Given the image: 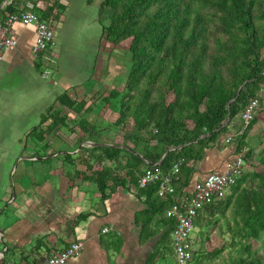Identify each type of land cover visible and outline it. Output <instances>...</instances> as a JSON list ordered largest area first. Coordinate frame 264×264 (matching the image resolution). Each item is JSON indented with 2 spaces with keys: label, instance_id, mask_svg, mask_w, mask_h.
Listing matches in <instances>:
<instances>
[{
  "label": "crops",
  "instance_id": "0c3cea01",
  "mask_svg": "<svg viewBox=\"0 0 264 264\" xmlns=\"http://www.w3.org/2000/svg\"><path fill=\"white\" fill-rule=\"evenodd\" d=\"M100 2H64L66 10L58 27L59 23L63 26L72 10L78 11L80 17L68 26V33L63 29L57 35L55 30L56 47L40 58L32 54L35 26L21 23L13 26L17 46L6 52L0 62V113L11 110L14 122L22 127L21 138L17 140L21 157L17 177L9 175L10 169L7 179L0 177V264H43L52 254L76 241H82L84 249L66 264H176L172 245L175 221L166 214L170 201L152 189L146 193L130 184L107 191L108 196L103 199L96 183L83 181L75 174L78 167L71 161L64 162L65 152L76 158L81 149L114 146L92 140H116L117 130L112 123L118 114L112 107L102 114V100L113 89H124L129 64L119 65L116 47L101 42L102 29L97 21ZM35 3L45 7L43 0H4L0 20L10 14V6L18 13L33 11ZM93 12L96 13L92 24H88V16ZM79 38L83 43H78ZM54 76L58 78L53 79ZM64 93L83 104L76 108L59 105L58 98ZM51 108L67 117V123L47 136L41 161L36 153L44 149L45 143L38 145L27 140V135L40 125L42 116ZM83 119L97 127L98 132L94 133L97 138L92 139L89 135L92 132L85 134L78 128ZM242 127L239 116L228 123L226 133L196 163V172L184 194L192 192L195 183L209 173L225 170L226 163L236 157L238 145H227L223 140ZM263 130L264 122L258 120L246 132L245 148L254 152L251 159L246 158V171L257 165L258 154L264 149L258 142ZM6 145L0 140V150ZM107 165L116 166L111 162ZM119 173L125 175V171ZM10 199L13 201L8 203ZM217 211L206 207L197 215L195 235L191 236L193 259L189 264H230L236 258L242 239L234 235V229L239 226L234 223L231 209L224 214Z\"/></svg>",
  "mask_w": 264,
  "mask_h": 264
},
{
  "label": "trees",
  "instance_id": "16d2710c",
  "mask_svg": "<svg viewBox=\"0 0 264 264\" xmlns=\"http://www.w3.org/2000/svg\"><path fill=\"white\" fill-rule=\"evenodd\" d=\"M43 1L45 7L35 3L32 10L55 29L68 0ZM100 1L101 42L114 47L127 42L131 59L124 89H113L102 100V114L110 107L118 114L112 123L116 140H92L114 146L81 149L76 158L65 152L64 162L75 164V174L96 183L106 199V192L119 185L138 187L143 167L166 173L183 159L175 187L178 194H184L196 163L254 98L260 100V109L248 129L258 120L264 122V0ZM8 11L16 12L13 6ZM58 104L76 108L83 103L64 93ZM54 111L46 112L27 135V140L38 145L45 143L36 153L41 161L47 136L67 123V117ZM77 126L97 138V127L85 119ZM246 132L238 137V153L246 147ZM258 140L262 147L264 130ZM253 153L248 149L246 158L251 159ZM257 164L231 187V194L209 206L221 214L231 209L239 226L234 235L242 240L230 264H264V252L254 248V242L264 243V149ZM139 189L157 194L158 185ZM165 200L172 205V197Z\"/></svg>",
  "mask_w": 264,
  "mask_h": 264
},
{
  "label": "built area",
  "instance_id": "2783aa9c",
  "mask_svg": "<svg viewBox=\"0 0 264 264\" xmlns=\"http://www.w3.org/2000/svg\"><path fill=\"white\" fill-rule=\"evenodd\" d=\"M16 23H21L25 26H35L36 38L32 47V54L35 58H40L41 55L55 47V29L46 21L41 20L35 12L21 10L18 13L7 14L4 20H0V62L6 52L13 50L17 46L18 40L13 29ZM259 109L260 100L254 98L239 114L243 127L235 133H229L224 138L223 143L237 145L238 137L246 132ZM247 151L246 148L241 149L236 157L226 163L223 172H213L203 180H198L193 191L182 194V196L176 192L175 184L180 179L179 174L183 159L174 163L172 169L166 173L160 169L148 168L140 176L138 180L139 188L157 184V195L159 197H172L173 199V203L166 214L175 221L172 245L176 264H189L192 261L191 234L194 230L195 219L204 208L224 200L227 194L230 193L231 187L246 173ZM83 249L84 243L82 241L73 242L64 250L52 254L43 264H66L70 259L78 257Z\"/></svg>",
  "mask_w": 264,
  "mask_h": 264
},
{
  "label": "rangeland",
  "instance_id": "374dc122",
  "mask_svg": "<svg viewBox=\"0 0 264 264\" xmlns=\"http://www.w3.org/2000/svg\"><path fill=\"white\" fill-rule=\"evenodd\" d=\"M95 13L96 12H93L92 15L88 16V19L86 21L88 24L91 23L92 18L95 16ZM78 17H80L78 11H75V10L70 11L68 16H67V21L65 23H63V26L60 27V23H59V27H60L59 28L58 23L55 24V26H54L55 30L56 29L58 30L56 34L58 35L59 33H61L63 29H65L66 33H68L67 32L68 26L73 25V23H75V21L77 20ZM64 35L66 36V34H64ZM63 39H65V38H63ZM81 39L82 38H79V41H78L79 44L83 43L81 41ZM56 45H57V39H56ZM56 45H55V47H56ZM104 46H106V45H104ZM108 47H112V46L110 45ZM127 50H128V43L127 42L122 44L121 46L116 47V52H117L116 53V55H117L116 60L119 63V65H122L121 63H123L126 66V64H128L131 61L130 57H128V51ZM111 52H113V50H111ZM114 60H115V58H114ZM48 71H52V70L48 69ZM51 74H53V73H51ZM56 78H58V76L53 77V79H56ZM52 92H53V90H52ZM53 97L55 99V95H53ZM47 102L48 101H45L44 103H47ZM44 103H41V104H44ZM14 119H15V115H14V112H12L11 110L8 113H5V112L0 113V125L3 127L2 130H0V135H1L0 140H3V143L6 142V144H7L5 149L0 150V177L2 178V180L7 179L6 176H7V171L9 169H10L9 175L12 178L17 177V176H15V173H17L19 171V168H17V166H18L19 158L21 157V146H19L17 140L19 138H21L20 135L22 132V127L17 126L16 122H14ZM26 120H27V118L25 116V121ZM18 123H20V119L18 120ZM25 125H26V123H25ZM8 143H10V144H8ZM26 154H27V156H30V154L29 155H28V153H26ZM258 168H259V170L262 169L259 166H258ZM11 185H12V183H11ZM11 201H13V200L10 199L8 203H10ZM194 235H195V233L193 232L191 236H194ZM263 244H264L263 241H260L258 243L254 242V248L258 249L260 252H264L263 251L264 250Z\"/></svg>",
  "mask_w": 264,
  "mask_h": 264
}]
</instances>
